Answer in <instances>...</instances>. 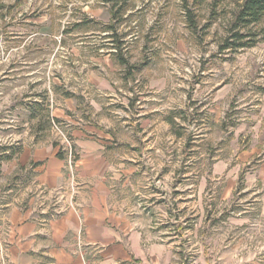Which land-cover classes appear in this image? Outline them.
Returning <instances> with one entry per match:
<instances>
[{
  "label": "rangeland",
  "instance_id": "374dc122",
  "mask_svg": "<svg viewBox=\"0 0 264 264\" xmlns=\"http://www.w3.org/2000/svg\"><path fill=\"white\" fill-rule=\"evenodd\" d=\"M121 1L115 8L123 7L112 17L109 3L102 0H0V203L27 192L32 173L30 162L20 155L24 147L46 138L59 148L66 144L47 121L45 104L51 111L65 92L94 90L90 94L102 107L101 118L115 126L119 120L111 118L107 108L140 96L137 91L147 97L154 85L161 110L176 112L173 131L185 136L175 141L165 134L163 120L157 129L155 124V132L161 134L155 141L161 149L159 162L192 167L195 233L205 216L206 230L208 226L207 231L218 236L219 251L225 246L226 264H264V188H257L255 181L246 184L248 173L262 160L261 153L250 156L248 150L254 144L252 124L257 120L264 134V40L236 50L221 48L228 22L242 0ZM188 14L195 27L189 25ZM116 34L123 40L117 50L112 48ZM116 54L135 67L118 64ZM90 71L110 86L90 90ZM148 124L152 119L146 128ZM117 144L136 148V142L126 137ZM8 154L11 158L4 160ZM128 156L132 160L131 153ZM217 161L228 166L230 176L222 182L212 173L204 192L196 186L200 175ZM230 165L239 168L233 171ZM177 247V262L200 264L199 247ZM208 247L215 253H209L208 263L214 264L211 261L220 252Z\"/></svg>",
  "mask_w": 264,
  "mask_h": 264
},
{
  "label": "crops",
  "instance_id": "0c3cea01",
  "mask_svg": "<svg viewBox=\"0 0 264 264\" xmlns=\"http://www.w3.org/2000/svg\"><path fill=\"white\" fill-rule=\"evenodd\" d=\"M90 72V90L110 86ZM150 87L147 97L137 91L141 95L136 99L107 108L109 116L119 120L115 126L101 118L102 107L90 94L94 90L69 91L70 96L64 93L61 103L52 105L51 118L70 136L74 158L69 164L49 138L24 147L20 155L30 162L32 178L24 197L0 203V264H180L175 259L177 246L199 247L198 263L209 264V245L220 252L211 263L226 264L225 246L219 251L218 236L207 231L208 226L206 230L203 213L196 211L203 216L199 232L191 224L192 167L159 162L161 149L155 141L161 134L155 132V124L157 129L163 120L165 134L175 141L185 136L173 131L168 120L173 115L176 122L175 110H161L158 91ZM151 119L153 124L146 128ZM259 123L252 124L256 131L248 153H261L262 160L248 173L246 184L256 182L257 188H264V134ZM125 137L136 142V148H120L117 143ZM145 142L152 143L145 147ZM129 153L135 159H129ZM229 167L234 171L237 166ZM230 171L217 161L207 174L201 173L196 186L207 192L212 173L224 182Z\"/></svg>",
  "mask_w": 264,
  "mask_h": 264
},
{
  "label": "trees",
  "instance_id": "16d2710c",
  "mask_svg": "<svg viewBox=\"0 0 264 264\" xmlns=\"http://www.w3.org/2000/svg\"><path fill=\"white\" fill-rule=\"evenodd\" d=\"M104 2L109 3V8L112 17L118 13L123 6L115 8V4L117 0H102ZM126 0H122L121 3H125ZM128 6V4H124ZM124 6V7H126ZM264 0H242L236 10L233 11L232 16L228 22V26L226 27V36L222 40L221 48L227 49L231 48L233 50L245 47H251L256 45L259 41L264 40ZM78 23H82L81 21ZM188 23L191 27H195L196 23L191 16L188 14ZM263 23V26L259 27ZM118 25V24H117ZM109 29H112L113 25L106 26ZM118 37L112 39V48L117 50L121 49L123 45V40H121V35L116 34ZM117 56V62L120 65L129 67V60L127 57L122 55ZM135 66H130V68H134ZM67 96H70V92H65ZM48 102L47 93L44 92V103ZM45 116L47 121H51L50 111L48 110V105L45 104ZM173 115H171L168 120L171 123V126H175L176 122L173 121ZM54 120V119H53ZM186 120V118H183ZM173 128V127H172ZM63 152H60L59 155L63 156ZM4 160H8L11 158V154L4 155Z\"/></svg>",
  "mask_w": 264,
  "mask_h": 264
},
{
  "label": "built area",
  "instance_id": "2783aa9c",
  "mask_svg": "<svg viewBox=\"0 0 264 264\" xmlns=\"http://www.w3.org/2000/svg\"><path fill=\"white\" fill-rule=\"evenodd\" d=\"M51 124L53 125V127L58 131V133L61 135V140L63 139L65 141L66 144H62L60 150L61 152L65 153V155L68 158V163L71 164L73 158V148L71 147V139L70 136L68 134H66L65 132L61 131V129L59 128V124L54 121L53 119H51Z\"/></svg>",
  "mask_w": 264,
  "mask_h": 264
}]
</instances>
